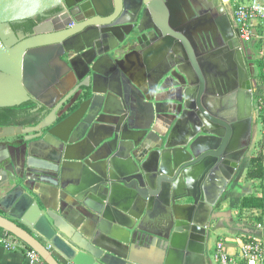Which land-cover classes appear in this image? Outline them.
Masks as SVG:
<instances>
[{
	"label": "water",
	"instance_id": "water-1",
	"mask_svg": "<svg viewBox=\"0 0 264 264\" xmlns=\"http://www.w3.org/2000/svg\"><path fill=\"white\" fill-rule=\"evenodd\" d=\"M223 1L0 0V108L34 102L43 109L23 139L25 164L52 174L49 187L73 197V207L96 230L94 240L124 245L123 235L144 232L157 235L162 264H205L209 221L226 218L212 213L214 191L230 180L243 154L240 141L250 132L249 103L244 117L240 97H224L216 54L200 50L213 33L229 43L226 35L233 31ZM52 10L58 13L31 36L16 37L10 29L12 23L47 18ZM118 52L123 53L117 57ZM105 61L111 65L100 72ZM94 75L100 77L93 87ZM87 87H93L90 98L53 125L57 112ZM139 94L168 108L160 111V145L140 153L148 132L134 125L131 101L140 102ZM21 134V128L0 127V141ZM56 197L64 200L60 193ZM186 200L191 202L180 203ZM0 204L47 241L0 216V229L45 264H60L48 246L69 264H104V255L73 232L65 231L72 244L56 234L21 188Z\"/></svg>",
	"mask_w": 264,
	"mask_h": 264
},
{
	"label": "crops",
	"instance_id": "crops-1",
	"mask_svg": "<svg viewBox=\"0 0 264 264\" xmlns=\"http://www.w3.org/2000/svg\"><path fill=\"white\" fill-rule=\"evenodd\" d=\"M128 50L130 49L128 48ZM123 52H118L115 55L119 57ZM104 63L105 64H101L103 69L100 72H103L106 68L110 67L108 65H111L109 61H105ZM99 77L100 76L94 75L92 80L93 87L99 83ZM93 87H90V92ZM139 96L140 102H136L135 100L131 101L134 104V125L148 132L147 137L142 140L137 148L140 153L145 150L147 152L160 145L162 140L160 137V135H162L161 127L164 126L165 120L160 111H166L168 108L166 107L167 103H158L155 99L148 101L142 94H139ZM136 103L138 104L136 105ZM64 114L65 108L57 112L58 120L56 121H60ZM31 128V125L29 127L26 126L23 130V135H30L29 131ZM58 131L60 132L61 130L58 129ZM262 133L261 138H248L247 140L244 138L240 141L238 153L243 154L237 167L234 169L230 180L226 182L225 188L219 192L214 191V195L217 199L215 200L214 206H212V213H224L226 218L211 219L209 221V229L206 230L204 241L205 264H208L207 260L212 254L217 241L226 239V251L228 253H234L235 246L239 241L245 240V236L254 233V225L257 223L262 224L263 229L261 235L264 244V209L259 210L250 207L239 208V204L243 198L249 196L259 198L264 190V181L258 179L251 180L246 177L249 168V159L255 154V143L260 145L264 155V131ZM58 134H61V132ZM16 141L17 139L11 138L3 140V142L0 143V201L16 188H21L26 194L32 195L42 212L41 214L46 218L47 223L56 234L61 236L66 243H69V239L65 237V231L73 232V237L76 240L86 242L91 250L96 249V253L104 255V264H162L161 256L163 251L162 248H158L159 241L157 235H149L144 232L137 234L135 231L133 232L131 230L127 237L123 235V238H125V246L117 244L115 245L117 248L113 246L112 242L109 243L105 237L102 238V241L94 240L96 230L91 227V222L87 218L84 219L80 216L73 207V197L61 190L59 186L54 189L49 187V182L47 180H50L48 178H50L52 174L31 168L30 166H33L32 163H30V166L26 164L24 169L21 167V154L18 151L19 148H14L15 144L18 142ZM3 144L6 146V149L3 148ZM8 144L14 145H10L11 147H9L7 146ZM7 149L9 152H7ZM77 151V149L74 150L73 156L79 155ZM26 162L27 161H25V163ZM66 173L67 172H64V174ZM41 176L44 177L41 179ZM20 179H22V183ZM28 180H32L33 183H27ZM25 186L31 190L25 189ZM53 193L54 196L52 195ZM59 193L63 195V201L56 197ZM34 194L38 196L36 197ZM189 202L191 201H180V203ZM9 208L10 207H6V205L0 204V216L10 218L42 244H47V241L35 230L29 228L20 220L11 218L8 212ZM76 218L78 219L75 220ZM73 222L76 223L72 225ZM70 227H72L74 231H72ZM135 227H137V225H135L133 229H135ZM211 234L217 236V240L213 246H211L210 242ZM118 236L119 235L116 236L117 239ZM106 242L109 243V245L105 244ZM114 242H117V240ZM48 250L60 264H69V262H67L55 249L48 246ZM200 263L199 261L198 264ZM0 264L32 263L25 259L22 251H6L0 246Z\"/></svg>",
	"mask_w": 264,
	"mask_h": 264
},
{
	"label": "flooded vegetation",
	"instance_id": "flooded-vegetation-1",
	"mask_svg": "<svg viewBox=\"0 0 264 264\" xmlns=\"http://www.w3.org/2000/svg\"><path fill=\"white\" fill-rule=\"evenodd\" d=\"M222 5L225 13L228 14L227 6H225L223 2ZM55 13H58V10H52L51 12H48L47 18H37V19L25 20L18 23H12L10 24V29L12 30V32L15 34L16 37H18L19 35L31 36L34 34L35 29L40 24H43ZM229 35H230L228 41L229 43H227V41L225 42L222 39L220 34L218 33L209 34V36L205 37L204 44L205 43L206 44L201 45L200 48L203 47V49L200 50L201 52L209 51L210 53L214 52L216 54V59H219L220 66L222 68L221 70L223 71L222 73L223 76L221 78L226 86L224 90L227 91L224 94V97H226L228 100H232L239 96L241 99V109L244 117L247 116L246 106L249 103L250 105L249 115L247 118H245V120L249 121V127H250V132L247 135L248 137L247 136L245 137V139L247 140L250 137L252 128H254V125L257 123V114H256V109L254 108V101H255L254 99L256 98V95H254L253 92L255 90L254 89L255 84L253 83V80L251 78V74H252L251 68L254 66L252 65V63H250L251 55H249V52L246 51L247 46L245 49H243L244 46L241 45L240 40L235 35L234 31L231 34H227L226 37H228ZM196 39L199 41L200 38L198 37V35H196ZM76 96L77 97H73L71 99L72 103L70 107L65 110V114L62 116L61 120L55 121L54 124H57L62 120H64L65 118H67L69 115H71L74 111L78 109L80 103L90 98L91 96L90 87L83 88L82 91H79L76 94ZM248 96L250 100L248 99ZM42 111L43 109L39 108L38 104L34 102H26L17 108H0V127L14 126L17 128H21L22 131L26 126L29 127L31 125V127H34L40 121ZM237 111L238 109L236 108V113ZM49 129H51V127H48L45 130H43V134L46 135ZM27 136L28 135L25 136L23 134L16 136L14 139H17L18 142L16 141L17 144H15L14 148L17 147L21 148L23 146V139L26 138ZM3 148L6 149V146H3ZM20 151L21 150H19V152ZM7 152H9L8 149ZM20 154H21V167L24 169L26 166L24 155L21 152ZM20 182L22 183V179H20ZM27 183L31 184L33 183V181L28 180Z\"/></svg>",
	"mask_w": 264,
	"mask_h": 264
},
{
	"label": "built area",
	"instance_id": "built-area-1",
	"mask_svg": "<svg viewBox=\"0 0 264 264\" xmlns=\"http://www.w3.org/2000/svg\"><path fill=\"white\" fill-rule=\"evenodd\" d=\"M223 3L230 11L228 0L223 1ZM231 9V13L227 15L235 35L240 40L241 45L244 46L243 49L263 39L262 29L259 27L264 22V0H232ZM258 96L255 98L256 113L258 116L259 114L264 116L263 96ZM262 128L264 129V120ZM254 227V233L245 236V240L239 241L235 246L234 253L226 251V239L217 241L207 263L264 264V244L261 235L263 227L260 223L255 224ZM0 246L6 251H22L25 259L32 264H45L34 250L2 229H0Z\"/></svg>",
	"mask_w": 264,
	"mask_h": 264
},
{
	"label": "rangeland",
	"instance_id": "rangeland-1",
	"mask_svg": "<svg viewBox=\"0 0 264 264\" xmlns=\"http://www.w3.org/2000/svg\"><path fill=\"white\" fill-rule=\"evenodd\" d=\"M228 6L230 11H228V15L231 13L232 9V0H228ZM259 29H262V33H263V39H261L260 41H256V43L254 45H248L246 48V51L249 52V55H251L250 58V63H252V65L254 67L251 68L252 70V74H251V78L253 80V83L255 84L254 87V95L258 96V97H262L263 100V104H264V22L262 23V25L259 27ZM257 30V29H256ZM257 40V39H256ZM254 58V59H253ZM256 100V99H254ZM256 101L254 102V108L256 109ZM257 114V113H256ZM263 120H264V116L257 115V123L254 125V128H252L251 134L249 138H261V135L263 134L262 132L264 131V129L262 128L263 125ZM3 141H0V143ZM255 154L260 150L259 148V144L255 143ZM21 150L20 152L22 153V147L18 149V151ZM262 150V148H261ZM23 158V157H22ZM214 213V212H213ZM217 240V236H213L212 234L210 235V242H211V246H213L215 244Z\"/></svg>",
	"mask_w": 264,
	"mask_h": 264
},
{
	"label": "trees",
	"instance_id": "trees-1",
	"mask_svg": "<svg viewBox=\"0 0 264 264\" xmlns=\"http://www.w3.org/2000/svg\"><path fill=\"white\" fill-rule=\"evenodd\" d=\"M260 150L251 156L249 159V168L246 174L247 179H258L264 181V155L262 153L261 147ZM250 207L252 209H264V190L262 195L259 198H254L249 196L243 198L239 204V208Z\"/></svg>",
	"mask_w": 264,
	"mask_h": 264
},
{
	"label": "bare ground",
	"instance_id": "bare-ground-1",
	"mask_svg": "<svg viewBox=\"0 0 264 264\" xmlns=\"http://www.w3.org/2000/svg\"><path fill=\"white\" fill-rule=\"evenodd\" d=\"M225 1V0H224ZM41 147V145L38 143V144H35L34 146H33V148L35 149L34 151H31L33 154H35V155H39V153L37 152L38 151V149Z\"/></svg>",
	"mask_w": 264,
	"mask_h": 264
}]
</instances>
